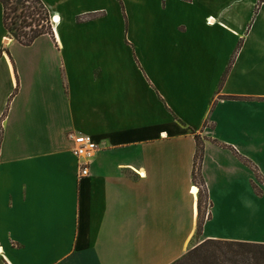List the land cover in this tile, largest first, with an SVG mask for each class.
I'll return each mask as SVG.
<instances>
[{
  "label": "crops",
  "instance_id": "crops-1",
  "mask_svg": "<svg viewBox=\"0 0 264 264\" xmlns=\"http://www.w3.org/2000/svg\"><path fill=\"white\" fill-rule=\"evenodd\" d=\"M41 2L56 23L29 46L0 3V264H174L234 239L214 194L264 176V3Z\"/></svg>",
  "mask_w": 264,
  "mask_h": 264
},
{
  "label": "trees",
  "instance_id": "trees-1",
  "mask_svg": "<svg viewBox=\"0 0 264 264\" xmlns=\"http://www.w3.org/2000/svg\"><path fill=\"white\" fill-rule=\"evenodd\" d=\"M0 3L4 8L5 28L20 44L29 46L38 37L51 34L50 14L41 0H0ZM263 3L264 0H257L256 9ZM19 11L20 15L16 16ZM11 13L19 19V23H14L15 28H11L8 23ZM14 31L16 33L13 34ZM196 141L195 172L200 169L204 151L203 142L198 137ZM209 245L212 249L205 252L208 256L202 260V264H264V244L214 239L206 240L174 264H186L195 253L205 250Z\"/></svg>",
  "mask_w": 264,
  "mask_h": 264
},
{
  "label": "rangeland",
  "instance_id": "rangeland-1",
  "mask_svg": "<svg viewBox=\"0 0 264 264\" xmlns=\"http://www.w3.org/2000/svg\"><path fill=\"white\" fill-rule=\"evenodd\" d=\"M19 15H20V11L16 14V16ZM8 23L10 24L11 28H15L14 23H19V19H16L15 15L11 13ZM132 29H133V22H132ZM14 33H16V31H14L13 34ZM8 37L14 39V37L9 33H8ZM126 45L132 48V43L127 42ZM135 61L139 66V70L144 75L143 72L144 70L143 68L140 67L138 59L135 58ZM128 76L134 77L136 76V74L132 72H128ZM159 100H161L164 106H166L165 101L162 100L160 96H159ZM214 106H215V102L212 103L210 112L214 109ZM166 110L172 116V118L163 116V111L160 110V114H159L160 121L162 117H163L162 119L163 121L169 120V122H172V120L177 119V117L174 116L173 112L170 109L169 110L166 109ZM251 169L253 170L254 173L252 177V182L250 181L249 183L250 184L249 190L242 191L239 189L237 191L238 194L236 197L234 196L231 197V194L229 195L214 194L217 218H219L218 221L216 220L214 222V225L216 226L215 227L216 231L218 235L221 236L229 235V237L231 236L234 238L228 240L226 239L223 240L224 238H219V240L222 241L231 240V241L245 242V243L264 244V176L262 175L263 176L262 178L260 174L256 173V170H254L252 167ZM205 200L206 199L204 198V194L202 193V203H204ZM206 208H207V215H206L207 217L209 214L208 211L210 209L208 203ZM199 227L201 230L198 228V234H200L203 229L201 226ZM214 240H218V239H214ZM199 245L194 246L190 251H192ZM211 249L212 246L209 245L208 248H206L205 250L203 251L200 250L199 252L195 253L191 257L190 261L187 262L186 264H202L203 263L202 260L207 259L208 256L205 255V252Z\"/></svg>",
  "mask_w": 264,
  "mask_h": 264
},
{
  "label": "built area",
  "instance_id": "built-area-1",
  "mask_svg": "<svg viewBox=\"0 0 264 264\" xmlns=\"http://www.w3.org/2000/svg\"><path fill=\"white\" fill-rule=\"evenodd\" d=\"M52 23H56L55 18L51 19V24ZM69 138L73 140V142L75 143L73 154L80 160L81 159L90 160L98 149L97 143L90 136L70 134ZM87 175H88V164L81 163L80 176H87Z\"/></svg>",
  "mask_w": 264,
  "mask_h": 264
},
{
  "label": "bare ground",
  "instance_id": "bare-ground-1",
  "mask_svg": "<svg viewBox=\"0 0 264 264\" xmlns=\"http://www.w3.org/2000/svg\"><path fill=\"white\" fill-rule=\"evenodd\" d=\"M196 190V191H195ZM192 192H193V194H195L196 195V193L198 192V189L197 188H192Z\"/></svg>",
  "mask_w": 264,
  "mask_h": 264
}]
</instances>
